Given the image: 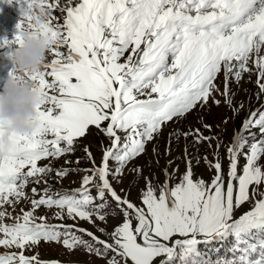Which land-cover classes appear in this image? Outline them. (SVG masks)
Instances as JSON below:
<instances>
[{
    "label": "snow or ice",
    "instance_id": "obj_1",
    "mask_svg": "<svg viewBox=\"0 0 264 264\" xmlns=\"http://www.w3.org/2000/svg\"><path fill=\"white\" fill-rule=\"evenodd\" d=\"M21 9L18 31L0 47L22 45L27 31L50 44L52 59L20 77L38 97L33 131H10L0 121V264H62L40 259L42 243L83 249L104 264H264V109L243 118L223 156L220 134L202 117L199 127L170 128L209 102L219 106L217 96L238 114L231 85L245 74L254 73L264 93V0H22ZM92 128L108 141L100 162L85 145L91 167L54 168ZM165 129V157L185 141V171L177 176L179 165L167 159L164 181L145 176L136 203L115 184L149 145L159 164ZM189 137L194 148H213V160L203 156L214 170L210 180L195 175L199 157L189 152ZM80 171L79 187H49L53 172L62 181ZM130 171L143 175L140 165ZM26 201L30 207L13 215ZM245 203L249 209L237 216ZM42 208L56 209L52 219L60 222L38 215ZM116 216L122 220L109 231L108 218ZM229 237L224 256L199 247Z\"/></svg>",
    "mask_w": 264,
    "mask_h": 264
},
{
    "label": "rangeland",
    "instance_id": "obj_2",
    "mask_svg": "<svg viewBox=\"0 0 264 264\" xmlns=\"http://www.w3.org/2000/svg\"><path fill=\"white\" fill-rule=\"evenodd\" d=\"M63 3V0H61ZM22 0L21 2H18V0H11L10 5V11L14 15H16V10L18 9V6L21 8ZM10 22L9 16L6 17V23ZM0 43H2V39H0ZM1 48L4 47H0ZM3 65H5V68L8 69L10 67V60L7 57V53L3 54ZM52 59L51 54H47V60ZM7 69H5L3 76H7L9 73L7 72ZM2 76V78H3ZM4 80V79H3ZM0 81V92H2V88L4 85V81ZM219 84L221 86V89H223V77L220 78ZM232 90L234 91V104L239 109L238 114L234 113L232 110H230L229 106L223 102V98L220 96H217L218 99H221V104L219 106L213 105L211 102H209L207 108H205L203 111L200 109H197L195 112H193L191 115H189L186 119L181 120L178 124L170 125V128H179V129H187L189 127H199V123L197 122L198 117H202V122L212 124L214 126V132L219 133L221 137V142L223 146L220 148V154L221 156L224 155L225 147L228 146L229 142L231 141L233 132L235 129H238L241 125V122L244 117L248 115V113L251 110L256 109H264V93H261L257 84H256V75L253 74H245L243 80L240 82L239 85L233 83L231 85ZM243 104V108H239V106ZM227 120V123L225 124L224 121ZM218 126V127H216ZM169 131V129H165V135H162L159 140L160 145V160L159 164L156 163V158L154 157L152 151H151V145H149V151L139 157L138 159L134 160L132 163H130L124 170V175L122 177V182L119 184H115V187L118 191H121V194H128L129 198L139 203V196L141 189L145 187V176H149L150 174H156L158 176V181L156 179H153V183L156 184L158 182H163L165 179V176L162 172V169L165 167L167 163V159H172L174 161L172 168H175L176 165H179V173L176 174L177 176L180 174H183L186 168V163L184 159V144L185 141L181 137L179 144H173V151L171 157H165L164 156V148H165V142H166V134ZM209 133L205 132V135H208ZM103 141L104 144H107L108 141L106 138L97 132L95 128H92L90 133L86 135L84 138H80L77 141L76 150L74 153L69 154L67 156H62L61 158L55 160L53 162L54 168H60L61 166L66 167H79L81 169L91 167V164L83 150L85 145L90 146V150L93 153V156L95 157V160L97 163L100 162L101 159V149ZM189 145V152L193 156L199 157V164L197 165L195 160L193 161V168L195 175L197 177H202L205 180H210L211 176L214 175V170H210L209 166L205 163L203 156L205 154L208 155L209 160H213V148H209L207 143L196 145L195 148L192 146V138L189 137L187 141ZM215 143V142H214ZM80 158V164L77 165L75 163L76 159ZM65 160L72 161L70 165H65ZM264 162V161H262ZM48 160H42L39 162V164L44 165L48 164ZM243 163V161H241ZM134 165H140L143 168V175L142 176H136L135 173L131 172L130 169L133 168ZM223 165L225 170H227L228 161L225 159L223 160ZM172 168L169 169V171H172ZM84 175L83 171L80 172H71L67 177H65L62 181H58V178L55 176V173L53 172L47 179L49 182V187L55 189H74L80 186V180L81 177ZM28 208L30 207V204L26 201L21 205H18L13 212V215L19 214L21 208ZM115 207V205H113ZM250 204L245 203L236 213V215H240L247 209H249ZM11 211V209H9ZM56 211V209H53L51 211H48L44 208L40 209L37 213L45 214L49 217V223H59L60 221H56L52 219V213ZM122 220L121 216L116 217H109L108 218V224L107 228L109 231L112 230V227L115 225H118ZM6 222L11 223V220H7ZM63 223L71 224L73 221L71 219H68L65 217ZM99 223V221H97ZM79 226L88 228L94 232H96V229L92 227L91 224L85 222V221H78ZM104 226V225H101ZM97 235H100L99 232H96ZM87 239V237H84ZM202 250L207 251L208 253H212L210 247L206 244L199 246ZM5 251V249L0 248V252ZM36 252L39 253V257L42 260H51V259H57L62 262L72 261L75 262V264H104V261L102 259L97 258L96 256H90L88 255L83 249H79L75 252L69 253L65 248L62 246L52 243V244H46L42 243L37 249H35ZM27 255H32V251L26 252ZM212 255V254H211Z\"/></svg>",
    "mask_w": 264,
    "mask_h": 264
},
{
    "label": "clouds",
    "instance_id": "obj_3",
    "mask_svg": "<svg viewBox=\"0 0 264 264\" xmlns=\"http://www.w3.org/2000/svg\"><path fill=\"white\" fill-rule=\"evenodd\" d=\"M25 11L20 8L21 17ZM40 16L41 22L46 19L43 13ZM49 47L50 44L43 37L26 31L22 45L13 43L8 48L7 57L14 66V72L8 75L0 92V121L8 124L10 131L29 134L35 127L38 97L33 91L32 82L21 80L20 77L41 68L47 59Z\"/></svg>",
    "mask_w": 264,
    "mask_h": 264
},
{
    "label": "trees",
    "instance_id": "obj_4",
    "mask_svg": "<svg viewBox=\"0 0 264 264\" xmlns=\"http://www.w3.org/2000/svg\"><path fill=\"white\" fill-rule=\"evenodd\" d=\"M233 243V238L229 237L224 241H213L210 244H206L210 247L211 251H212V256L216 257L217 255H221L224 256L228 253V249L231 246V244ZM204 245V244H202ZM201 246V245H200ZM217 249H219V253H217Z\"/></svg>",
    "mask_w": 264,
    "mask_h": 264
}]
</instances>
